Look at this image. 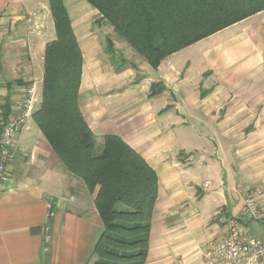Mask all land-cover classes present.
Listing matches in <instances>:
<instances>
[{
	"label": "crops",
	"instance_id": "crops-1",
	"mask_svg": "<svg viewBox=\"0 0 264 264\" xmlns=\"http://www.w3.org/2000/svg\"><path fill=\"white\" fill-rule=\"evenodd\" d=\"M63 2L83 58L79 108L96 149L104 135H118L157 176L144 264H205L208 245L227 230L219 214L243 220V197L256 189L264 212V10L153 69L116 39L126 62H111L108 27L94 24L98 12L86 1ZM54 37L48 0H0L6 113L20 111L31 85L39 107L44 49ZM158 82L164 89L150 95ZM7 171L0 181V264H88L102 230L94 194L66 171L32 118L15 136ZM249 235H264V224Z\"/></svg>",
	"mask_w": 264,
	"mask_h": 264
},
{
	"label": "trees",
	"instance_id": "trees-1",
	"mask_svg": "<svg viewBox=\"0 0 264 264\" xmlns=\"http://www.w3.org/2000/svg\"><path fill=\"white\" fill-rule=\"evenodd\" d=\"M122 42L156 69L166 56L264 10V0H85ZM55 37L43 54L41 101L32 120L66 171L94 193L102 230L90 251L92 264H144L158 192L155 171L114 134L96 138L78 101L82 54L63 0H48ZM111 62L125 63L111 35ZM164 86L152 83L150 95ZM87 261V262H88Z\"/></svg>",
	"mask_w": 264,
	"mask_h": 264
},
{
	"label": "built area",
	"instance_id": "built-area-1",
	"mask_svg": "<svg viewBox=\"0 0 264 264\" xmlns=\"http://www.w3.org/2000/svg\"><path fill=\"white\" fill-rule=\"evenodd\" d=\"M34 85L26 89L17 113L5 112L4 101L0 96V181L7 178V166L15 148V136L32 118L35 110ZM208 184L207 182L205 185ZM260 189L248 192L243 197V220L219 214L218 223L227 227L226 232L210 243L203 255L205 264H264V235L254 237L249 230L264 224V212L256 201ZM49 234L44 236L48 240ZM47 250V247H44Z\"/></svg>",
	"mask_w": 264,
	"mask_h": 264
},
{
	"label": "rangeland",
	"instance_id": "rangeland-1",
	"mask_svg": "<svg viewBox=\"0 0 264 264\" xmlns=\"http://www.w3.org/2000/svg\"><path fill=\"white\" fill-rule=\"evenodd\" d=\"M83 2H85V0H82ZM86 3V2H85ZM109 31V32H108ZM108 32V33H107ZM111 35V38L112 39H116V40H119V41H121V42H118V44H116L117 46H127L129 49H131L130 48V46H128V44H126L125 42H122V40H120V39H118L117 37H116V35L114 34V33H112V31H111V29L110 28H107V30H106V36L107 35ZM125 46V47H126ZM118 53V52H117ZM124 57L126 58V56L124 55ZM119 58H120V55H119V53L118 54H116V62H118V60H119ZM124 58V59H125ZM36 95V94H35ZM36 104V101H35V103H34V105ZM98 145V142L96 143V146ZM10 177V174H9V172H7V178L6 179H8ZM86 188V187H85ZM87 189V188H86ZM94 195H93V206H94V208H95V205H94V197H95V192L93 193ZM95 210H96V208H95ZM93 261H94V257L93 258H91V259H89V261H88V264H92L93 263Z\"/></svg>",
	"mask_w": 264,
	"mask_h": 264
}]
</instances>
